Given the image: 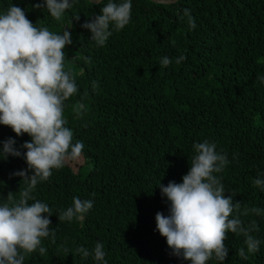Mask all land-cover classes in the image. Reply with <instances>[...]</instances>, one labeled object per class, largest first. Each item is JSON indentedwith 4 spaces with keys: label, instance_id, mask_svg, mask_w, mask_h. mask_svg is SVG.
I'll use <instances>...</instances> for the list:
<instances>
[{
    "label": "trees",
    "instance_id": "trees-1",
    "mask_svg": "<svg viewBox=\"0 0 264 264\" xmlns=\"http://www.w3.org/2000/svg\"><path fill=\"white\" fill-rule=\"evenodd\" d=\"M42 3L0 0V13L14 4L38 28L70 31L65 66L78 92L65 101L64 118L73 143L82 141L84 149L32 190L29 204L38 200L52 210L55 237L43 239L46 253L37 250L24 264H104L76 252L80 246L91 252L97 242L107 264H191L173 255L156 231V213L168 215L169 206L158 185L181 183L193 144L205 140L227 156L215 174L225 195L241 202V211L245 205L264 209V190L253 186L255 178L264 179V84L257 80L264 76V0H131L129 24L113 30L102 47L81 27L100 14L102 0H72L59 21L35 7ZM185 8L194 29L179 19ZM181 54L186 60L176 64ZM165 56L172 59L166 68L160 63ZM78 102L85 106L79 115L73 110ZM9 137L17 149L30 141L0 125V141ZM26 169L23 156L0 155V204L9 193L19 199L26 185L11 174ZM74 197L93 200V207L83 219L59 222ZM241 219L256 221L259 251L247 253L244 237L229 233L223 264H264V215ZM240 248L247 259L237 255Z\"/></svg>",
    "mask_w": 264,
    "mask_h": 264
},
{
    "label": "clouds",
    "instance_id": "clouds-1",
    "mask_svg": "<svg viewBox=\"0 0 264 264\" xmlns=\"http://www.w3.org/2000/svg\"><path fill=\"white\" fill-rule=\"evenodd\" d=\"M102 4L100 14H94L81 25L100 47L113 30L119 32L129 24L132 8L131 0H107V3L102 0ZM71 6L72 0H43L35 5L46 9L57 21ZM75 19L79 20V16ZM179 19L190 29L195 28V20L187 8ZM71 43L70 31L61 34L47 27L38 28L14 4L0 13V125L10 128L17 137L25 134L30 137V141L20 146L26 150L23 153L15 147L16 140L12 137L0 141L3 159L23 156L27 164L26 170L11 174L19 176L26 185L19 199L9 193L6 202L0 204V264H24L27 255L37 250L41 255L46 253L42 240L55 237L50 227L52 210L38 200L29 204L30 194L39 182L49 179L53 169L82 157L84 144L73 143V132L65 126L64 118L65 101L78 92L75 78L65 66L64 49ZM184 60L186 55L181 54L175 63ZM160 63L166 68L172 59L165 56ZM257 80L264 84V76L258 75ZM84 108L79 102L73 106L78 115ZM193 152L189 171L181 183L158 185L169 206L168 215L156 213V231L166 239L173 255L191 264H207L212 259L223 264L229 251L224 243L229 233L244 237L247 253L258 252L261 240L252 235L259 231L258 225L255 220L245 224L241 216L264 215V209L245 205L241 211V202L234 203L231 195H225L221 178L215 174L224 170L228 160L226 154L216 151L215 143L207 140L194 143ZM253 186L264 190V179L255 178ZM92 207L93 200L74 197L72 205L61 210L57 218L59 222L83 219ZM63 251L69 249L63 247ZM76 252L83 258L92 255L95 261L107 264L100 242L91 252L82 246ZM237 255L247 259L244 248Z\"/></svg>",
    "mask_w": 264,
    "mask_h": 264
},
{
    "label": "water",
    "instance_id": "water-1",
    "mask_svg": "<svg viewBox=\"0 0 264 264\" xmlns=\"http://www.w3.org/2000/svg\"><path fill=\"white\" fill-rule=\"evenodd\" d=\"M91 3H98L97 0H87ZM149 1H152V2H156V3H161V4H172L174 3V0H149ZM176 2V0H175Z\"/></svg>",
    "mask_w": 264,
    "mask_h": 264
}]
</instances>
